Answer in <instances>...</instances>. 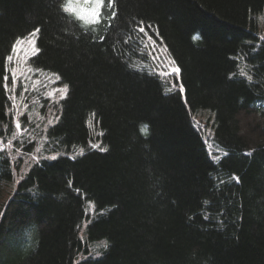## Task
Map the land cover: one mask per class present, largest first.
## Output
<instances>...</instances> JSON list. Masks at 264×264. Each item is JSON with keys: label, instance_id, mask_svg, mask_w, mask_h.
Here are the masks:
<instances>
[{"label": "trees", "instance_id": "obj_1", "mask_svg": "<svg viewBox=\"0 0 264 264\" xmlns=\"http://www.w3.org/2000/svg\"><path fill=\"white\" fill-rule=\"evenodd\" d=\"M68 2L0 0V141L23 149L0 148V264L82 254L78 264H264V0H105L95 26L62 13ZM35 28L31 65L70 86L45 152L84 155L28 167L35 144L12 139L3 76ZM151 44L181 69L183 93L156 70ZM202 111L214 116L217 160L193 119Z\"/></svg>", "mask_w": 264, "mask_h": 264}, {"label": "rangeland", "instance_id": "obj_2", "mask_svg": "<svg viewBox=\"0 0 264 264\" xmlns=\"http://www.w3.org/2000/svg\"><path fill=\"white\" fill-rule=\"evenodd\" d=\"M77 7H84V0H79V3L77 4ZM258 26H259V35L262 41H264V12L261 13L259 16L256 17ZM151 52H153V49L155 48V56L152 54L151 60L154 61L153 64H156V69L158 72L162 73V77L168 78L165 75H163L164 72L168 71L170 65L172 64V59L170 58L167 49L161 45L157 44L154 46V44H151ZM150 57V54H149ZM31 57L28 60H25V57L21 53L19 55V58L17 59L14 57V64L17 66L18 74L20 71L26 70L27 68H33L31 65ZM13 64H8V68H11ZM34 69V68H33ZM35 70V69H34ZM51 74L39 71L38 75H35L31 78L29 81V88L27 92H24L23 98H21V88L18 86L15 92V95L17 97L16 103L19 104L21 107L24 104H27V108H22L23 110V116L27 117L25 120L26 124L22 128L26 129V131L23 133V135L20 137V140H28L27 142H30L31 144H35V150L33 153L28 155H22L25 156L24 163L25 166H31L32 163L37 162L39 160L45 159L49 161H53L51 159L52 156H56L57 159L61 156H75L78 153L77 152H50L47 153L46 151V145L49 142V138L46 136V133L48 129L55 125L57 120H59V112H58V105L59 104H51L50 100L48 98V93L53 90L54 87L62 86L60 83L59 85H53L49 81L46 80V77ZM174 79L176 78L174 75L172 76ZM54 78V77H53ZM177 79V78H176ZM178 79L176 80V83ZM19 85V81H18ZM9 88H11V74L9 72ZM9 96L12 95L11 92H8ZM58 96L59 93H56ZM61 102V101H60ZM51 106L52 109L55 110V114L53 115L52 112L49 111V107ZM13 107V102L11 101V109ZM58 117V119H55ZM193 119L196 123V125L202 130V134L206 139L208 150L211 154V156L217 160V156L222 157L225 152L224 150L217 144L214 138V132H213V123H214V116L212 113L208 111H202L193 116ZM49 120H54V123L52 125L48 124ZM22 124V123H21ZM23 145V144H22ZM23 147V146H22ZM0 148L2 150H9L13 153L16 152L15 155H21L23 149H17L13 146V142H11V146H9V142H1L0 141ZM95 209L92 206V204H88V215L92 216L94 215ZM87 223L84 222V229L86 228ZM84 230L81 232V235L83 236ZM102 242H98L94 244L92 247V251L90 253L93 257H101L103 256V253L100 252L104 248L101 246ZM99 252L100 255L97 256L96 253ZM87 258L85 255H80L77 259L75 264H78L83 259Z\"/></svg>", "mask_w": 264, "mask_h": 264}, {"label": "snow or ice", "instance_id": "obj_3", "mask_svg": "<svg viewBox=\"0 0 264 264\" xmlns=\"http://www.w3.org/2000/svg\"><path fill=\"white\" fill-rule=\"evenodd\" d=\"M79 3V0H69L67 4H60V11L64 14H73L75 17L83 22V24L88 26H95V25H101L104 22V8H105V0H84L85 4H94L95 7L88 9L85 7H77V4ZM115 3V0H107V7L113 8V5ZM116 12H112V17L115 18ZM151 27V26H149ZM40 28H35L32 32L28 34V36L23 38H17L16 42L12 45L11 53L6 57V61L8 64H13L11 68L5 67V73L11 74V88H9V75L5 74L3 76V87L6 92H11L12 95L8 97L9 100L13 102V107L10 109V111L13 113L12 119L14 121V128L16 130L15 133H13L12 139L17 140L20 139V137L23 135V133L26 131V129L22 128V124L20 121V117L23 115L22 108H27L28 105L24 104L22 107L16 103V89L19 86L21 88V98H23L24 92L28 91L29 88V81L31 78L35 75H38L40 69H33V68H27L26 70L20 71L18 74L17 66L14 64V57L17 59L19 58V55L22 53L25 57V60L30 59L31 57L39 55L41 49L37 47V40L39 38ZM137 31L140 33L145 32V27L143 25V22L141 21L139 27L137 28ZM104 40V37H100V41L102 42ZM155 44V42H154ZM155 56V48L153 49V52L151 53ZM181 73V69L178 66H175V62L173 61L170 65L168 71L164 72L163 75L166 77L175 76L177 79H179ZM241 75H244V73H241ZM54 77V78H53ZM253 77L251 75L247 76L248 81H252ZM46 80L52 83L53 85H59L61 82V76L59 73H51V75L46 77ZM19 81V85H18ZM173 88H179V91L183 93L184 86L182 83H173ZM56 93H59L57 96ZM70 93V86L67 83H63L62 86L54 87L51 92L48 93V98L50 100L51 104H60V101H64L69 97ZM49 111L55 114V110L49 107ZM55 119H58L56 117ZM54 123V120H49L48 124L52 125ZM147 128V125H145V128L142 129L144 131ZM24 141L21 139V143ZM9 146H11V141H9ZM90 147L93 149H99L101 152H106L108 149L106 147L102 148L99 143H90ZM80 156L84 155V149L81 148L79 152ZM71 159H76V156L70 157ZM52 160H56L57 157L54 155L51 157ZM233 179L236 181V183H239V177L233 176ZM79 191V190H78ZM86 215L88 214L86 210ZM205 220L208 219V216L205 215ZM103 248H108V243L106 241L102 242L101 245ZM97 256L100 255L99 252L96 253Z\"/></svg>", "mask_w": 264, "mask_h": 264}]
</instances>
